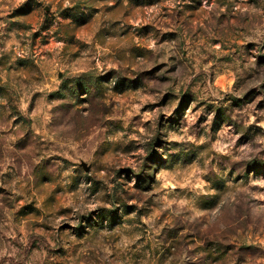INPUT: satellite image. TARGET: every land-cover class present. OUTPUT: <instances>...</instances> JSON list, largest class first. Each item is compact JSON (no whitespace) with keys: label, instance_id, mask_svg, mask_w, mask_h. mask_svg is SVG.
Masks as SVG:
<instances>
[{"label":"rangeland","instance_id":"1","mask_svg":"<svg viewBox=\"0 0 264 264\" xmlns=\"http://www.w3.org/2000/svg\"><path fill=\"white\" fill-rule=\"evenodd\" d=\"M13 3L15 7H5ZM62 5L67 6L61 11ZM170 5H174L171 11ZM261 19L264 0H127V6L125 0H0V169L10 161L9 171L0 176V214L7 210L33 223L42 215L36 201L27 202L23 195L16 197L15 207L10 202L15 193L4 185L23 176L30 177L24 181L25 189L50 193L41 197L45 205L72 198L82 181L92 185L82 194H98L103 185L92 173L103 168L85 161L75 168L67 192L55 187L63 172L76 163L69 159L71 150L61 148L57 141L75 143L95 159L119 152V162L125 167L118 170L117 179L124 185L131 183L133 173L127 165L136 156L130 154L142 146L133 140L121 151L119 143L104 137L135 131L140 116L132 117L127 130L122 120L112 117L141 103L135 94L146 78L158 85L171 79L170 75H158L167 65L152 64V50L136 41L147 45L158 37L159 44L171 45L179 40L181 57H169L175 61L169 73L187 64L189 53L198 47L207 57L203 64L215 71L207 73L206 82V73L198 72L180 97L169 91L158 103L139 108L141 113H150L179 99L171 116L158 117L133 192L125 189L127 199L116 198V207L97 208L82 218L89 226L74 234L88 245L95 244L101 233L110 234L105 241L108 244L134 240L120 258L125 264H198L189 257L199 252L212 264H241L243 256H248L249 264H264V258L256 255L264 247V210L253 211L235 190L237 185H246L248 177L264 179V150L249 151L252 159L236 162L213 151L209 153V172L199 174L203 159L209 158L203 154L213 144L222 149L238 137L232 150H248L264 140V116L259 115L264 112V83L248 88L239 97L226 92L229 86L238 91L259 75L230 78L228 65L246 56L257 69L264 68V46L237 40L239 33L258 28ZM177 26L180 30H173ZM185 32L187 37H183ZM201 41L224 55L208 52ZM112 81H116L115 87L110 86ZM208 83L225 91L220 104L196 103ZM109 93L117 99L112 100ZM21 103L28 115L21 112ZM189 111L199 113L191 126L186 119ZM151 124V120L144 121L143 127ZM185 129L190 139L183 138ZM169 134L180 138L168 139ZM241 168L243 171H238ZM159 173L172 174L165 181L170 186L168 201L185 199L183 194L191 184L197 189L210 187L211 191L188 197V205H169L168 201H158L162 194L157 191L160 182L155 177ZM178 207L180 214L176 215ZM67 211L61 209L60 215ZM96 213L99 215L93 221L91 216ZM69 228L62 225L61 231ZM113 233L119 235L113 238ZM53 254L62 264L67 251L57 249ZM114 258L115 254L110 257ZM81 260L82 264H97L91 251Z\"/></svg>","mask_w":264,"mask_h":264},{"label":"clouds","instance_id":"2","mask_svg":"<svg viewBox=\"0 0 264 264\" xmlns=\"http://www.w3.org/2000/svg\"><path fill=\"white\" fill-rule=\"evenodd\" d=\"M184 2L190 3L191 0H184ZM15 6L16 4L13 3L6 5L5 7ZM65 6L67 5H62L60 10L62 11ZM125 6H127V0H125ZM172 7H174V5H170V11ZM232 7L234 9V3ZM56 17L57 20L60 19L58 13H56ZM105 18L107 19V17ZM173 30L179 31V26ZM187 35V32L183 33V37H187ZM239 39H243L245 43L255 42L259 46H264V19L259 21L258 28L239 33L237 40ZM136 43L152 50L154 57L152 64L165 63L167 65V67L158 73V75H170L171 79L167 84L158 85L155 81L146 78L141 91L135 94V100L140 101L141 103L132 110L125 108L122 115H114L112 117L113 119L122 120V127L127 130L132 124V117L140 116V122L134 125L135 131L131 134L120 132L116 136L104 137V139L113 142V144L119 143L121 151L133 140L137 142V145L142 146L138 147L136 151L130 154L136 156V160L127 165L128 167H131L133 173L131 183L124 185L120 179H117L118 170L125 167L123 163L119 162V152H115L113 156L108 158L101 157L95 159L87 154V150H80V146L75 143L57 141V144H59L61 148L71 150L72 155L69 156V159L75 160L76 163L67 171L63 172V179L58 180L55 187L63 188L65 192H67V186L72 182L71 177L75 174V168L81 161H85L89 165L96 163L99 166H102V172L94 171L92 175L96 180L102 182L103 187L96 196H91L90 194L84 195L82 193H84L85 190L90 189L92 185L82 181L79 191L74 193L72 198L65 199L63 202L56 204L45 205L41 197L50 193L33 192L31 187L28 189L23 187L25 179H30V177L23 176L18 180H13L11 183L4 185L7 186L10 191L15 193L14 196L9 198L14 207L17 203L16 197L23 195L27 202H32L33 200L36 201L35 207L40 210L42 215L37 217L36 223H33L31 220L25 222L24 219L16 217L7 210H5L3 214H0V264H58L57 256L53 254L54 250L57 249L67 251V255L63 257L62 264H82L81 256L88 251L94 253L97 264H125L120 258L121 256L126 255L128 243H134V240L126 241L121 244H108L105 241L110 234L101 233L100 239L95 244L88 245L86 241L78 240L74 233H76L78 229H81V227L85 229L88 228L89 221L87 219L82 220V218L89 217L91 214L95 213L97 208L116 207V198L121 200L127 199L124 195L125 189L129 194L133 192V185L136 182L135 177L140 173L141 166L144 165L143 157L148 154V145L155 135L158 117L160 114H166V118L167 116H171L176 105L179 103V99L168 107L158 108L150 113H141L139 108L143 107L146 103H158L164 94L169 91L175 93L177 97H180L184 92L188 91V84L195 78L198 72L206 73V82L207 73L215 71L203 64V60L207 57L204 53L200 52L199 47L189 53L187 64L180 67L177 71L169 73L168 68H172L175 63V61L170 60L169 57H181V53L177 48L181 43L179 40L171 45H164L158 43V37H153L147 45H144L142 41H136ZM201 44L207 48L210 53H215L217 56L224 55L223 51L216 52L214 48L204 44L203 41H201ZM185 47H187V45H185ZM96 55L98 56L99 53ZM97 63H99V60H97ZM189 64L191 67H189ZM151 66L152 65H146L145 67ZM139 70L143 71L144 68H140ZM226 71L229 72L230 78L235 77V79L238 80H243L248 73L259 72V75L255 79L247 82L238 91L229 86L226 92L231 93L233 96H242L248 88L256 87L259 84L264 83V68L257 69V66L251 60L247 59L246 56L236 60L233 64L228 65ZM97 74H100L99 71ZM128 75L134 76V73H128ZM217 75H219V73H217ZM115 83L116 81H112L110 86L115 87ZM109 97L112 100L117 99L115 96H111L110 93ZM209 97H212L213 99H209ZM130 99H132V97H130ZM224 99L225 91L218 89L214 83H208L203 93L197 97L196 103H199L200 101H208L209 103L220 104ZM195 106L196 104L193 103L192 107ZM250 107L254 109L255 105H251ZM20 108L24 115H28V113L24 111L23 103L20 104ZM198 115L199 113L193 114L191 111L188 112L186 119L189 126L195 122ZM259 115L264 116V112H260ZM208 119L210 123L211 117ZM148 120H151L152 124L145 129L143 127V122ZM184 131L185 136L183 138L190 139V137H187V129ZM178 138L180 137H176L172 134H169L168 136V139ZM235 139H238V137H234L232 143L230 145H225L222 149L216 144H213L209 149V152L203 154L205 157L209 158L203 159L199 174L204 175L209 172V166L212 164L209 153L213 151L228 156L230 162H236L252 159V156L248 154L249 151L255 153L264 150V140H260L257 142L260 145L259 147L250 148L248 150L236 149L233 151L232 149L235 144ZM195 143L198 144L200 141H195ZM67 150L63 153L64 155H67ZM8 163H10V161H6L3 168L0 169V176L3 175V172L9 171ZM212 170L218 171L215 168ZM238 171L242 172L243 169H238ZM176 175H181V173L177 172ZM170 176H172L171 173H159L155 177V179L160 182L157 191L162 194L159 196L158 201H168L170 186L165 181L166 178ZM230 187L233 186L230 185ZM188 188L189 191L183 194L185 199L168 201L169 205H188L191 203V200H189L188 197H199L211 191L210 187H200L197 189L195 184L188 185ZM165 189H168V191H165ZM235 190L238 194L242 193V199L246 202L248 207L253 209V211L264 210V179L248 177L247 184L243 186L237 185L235 186ZM61 209H68L69 211L60 215ZM175 214H180L179 207L175 210ZM98 215L99 213L92 215L91 219L94 221ZM62 225H69L70 228L61 231ZM45 227L50 228V231H42ZM117 235H119V233L111 234L113 238ZM110 248L111 251L109 250ZM73 252H76L77 254L73 255ZM113 254H115V258L110 259V257H113ZM256 255L264 258V247H262ZM189 260L196 261L198 264H212V261L207 258V255L204 252L194 254L189 257ZM241 264H249L248 256H243Z\"/></svg>","mask_w":264,"mask_h":264},{"label":"water","instance_id":"3","mask_svg":"<svg viewBox=\"0 0 264 264\" xmlns=\"http://www.w3.org/2000/svg\"><path fill=\"white\" fill-rule=\"evenodd\" d=\"M84 170L87 172L88 168L86 167V165H83Z\"/></svg>","mask_w":264,"mask_h":264}]
</instances>
